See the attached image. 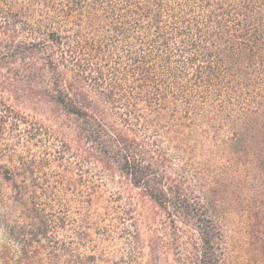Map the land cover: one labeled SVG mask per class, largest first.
Here are the masks:
<instances>
[{
	"label": "trees",
	"instance_id": "16d2710c",
	"mask_svg": "<svg viewBox=\"0 0 264 264\" xmlns=\"http://www.w3.org/2000/svg\"><path fill=\"white\" fill-rule=\"evenodd\" d=\"M0 70V153L11 154L0 210L27 215L5 223L26 252L44 251L43 264L96 258L60 241L65 220L40 208L60 184L38 174L48 160L1 144L20 131L39 142L45 128L11 99L73 119L62 124L88 149L60 145L57 157L119 183L123 238L140 241L142 204L122 202L136 192L165 229L154 254L160 242L180 264H264V0H0Z\"/></svg>",
	"mask_w": 264,
	"mask_h": 264
},
{
	"label": "rangeland",
	"instance_id": "374dc122",
	"mask_svg": "<svg viewBox=\"0 0 264 264\" xmlns=\"http://www.w3.org/2000/svg\"><path fill=\"white\" fill-rule=\"evenodd\" d=\"M4 71L0 70V79ZM18 111L25 114L31 120H35L45 126L44 131L38 137L39 142L29 143L30 134L27 132L7 133L1 144L15 145L16 142L29 147L38 160H48L45 168L38 169L40 177L47 179L51 184L60 182L54 195L43 196L38 203L43 208L45 203H49L48 211L51 215L65 220L66 227L57 231V238L60 241L70 242L75 251L81 253L83 257L95 255L93 264H180L176 261L174 253L169 249L168 244L162 245L157 242L158 251L154 254L150 243L165 233L160 224L152 220L154 208L148 200L141 201L139 195L125 193L123 203L128 200L141 205L138 212L141 213L137 232L140 234V241L127 240L122 236V230L126 226L119 222L120 204L115 203L114 193L119 187V183L102 175H90L96 172L93 164L81 162L83 170H79L81 160L74 154L65 155L64 160L58 159L57 152L60 145H83V151L88 149V144H77L74 142L76 133L74 126L65 127L62 122H70L65 117L55 116L49 109L43 112L34 105L16 102L11 99ZM23 130V129H22ZM65 139V140H64ZM21 146H17V151H21ZM15 147V146H14ZM4 155V156H3ZM11 154L0 153V163L8 164ZM92 177V179H91ZM85 179L84 186L77 185L79 179ZM95 190L91 191L92 183ZM70 181L74 189L71 191L63 187L64 182ZM252 185V180L249 181ZM264 193V189L262 190ZM143 200V199H142ZM49 201V202H48ZM121 207V206H120ZM44 209V208H43ZM144 213V214H143ZM144 215V217H143ZM143 218H142V217ZM27 215L17 208L0 210V264H43L47 261L44 251L38 247L30 248L26 252L22 246L14 241L8 233L7 225L18 227L24 226ZM84 229V230H83ZM85 231L88 238L84 241L78 236V232ZM194 235L192 229H187L182 238L183 246L191 249L190 239ZM165 237V236H164ZM165 242L166 239H164ZM37 246V245H36Z\"/></svg>",
	"mask_w": 264,
	"mask_h": 264
}]
</instances>
